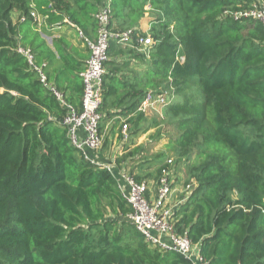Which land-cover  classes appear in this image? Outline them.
Instances as JSON below:
<instances>
[{"label": "trees", "instance_id": "obj_1", "mask_svg": "<svg viewBox=\"0 0 264 264\" xmlns=\"http://www.w3.org/2000/svg\"><path fill=\"white\" fill-rule=\"evenodd\" d=\"M51 1L60 15L47 10ZM99 3L35 0L41 13L55 20L67 16L75 24L91 21ZM253 3L257 0L110 4L111 21L128 11L117 31L132 27L148 4L153 44L146 55L134 41L128 46L111 41L99 133L114 118L123 120L129 139L114 165L149 185V198L156 187L150 184H157L169 164L163 151L131 147L149 126L143 113L133 114L149 92L173 96L164 114L179 132L167 148L175 165L188 163L184 184H193L174 198V232L186 234L206 264H264V27L251 17H234ZM16 10L24 15L20 25L12 23ZM30 12V0H0V264H191L146 242L127 219L133 209L115 175L71 146L60 124L65 109L16 52L29 49L36 65L55 59L45 44L28 43L26 33L19 38ZM109 28L117 32L112 22ZM121 56L127 59L117 61ZM61 58L54 89L67 90L65 103L80 111L82 65ZM108 144L104 137L102 149Z\"/></svg>", "mask_w": 264, "mask_h": 264}, {"label": "built area", "instance_id": "obj_2", "mask_svg": "<svg viewBox=\"0 0 264 264\" xmlns=\"http://www.w3.org/2000/svg\"><path fill=\"white\" fill-rule=\"evenodd\" d=\"M110 4L111 0H100L97 11L94 14L96 21V35L94 39H88L79 32L88 49V58L84 68L79 73L82 83L80 111L65 103L62 94L48 84L44 74L45 63L36 65L34 55L29 49L17 47L16 52L26 57L30 68L38 74L41 84L52 92L60 105L65 109L66 113L61 119L60 124L66 129L71 146L81 151L85 159L91 163L105 168L114 174V169L117 170L114 162L112 165H108L104 161L91 156L92 153H96L101 149L103 143V137L99 133V123L102 119L99 109L102 103L104 65L108 60L109 45L111 41L119 45H129L134 41L137 45L146 48L151 46L153 41L150 36H139L132 29L117 32L112 31L109 28L111 22ZM239 16H248L259 20L264 27L263 1L257 0V4L253 3L249 10L234 15L235 18ZM30 17L33 21H36L38 18L34 12L30 13ZM178 60L182 61L183 58L179 57ZM172 99L173 96L170 94L149 92L142 99L138 112L145 113L153 108L164 107ZM121 129L124 131L122 135L123 140H126V124L122 125ZM119 173L118 177L122 181V184L119 183L120 190L133 209V213L127 219L143 235L144 240L161 249L174 251L182 255L191 264H206L199 256L198 247L191 244L186 234L177 235L174 232L172 214L177 207V203H170L172 188L168 179L169 171L163 173L159 178L149 198L146 197L149 185H146L144 182L136 183L133 176L126 174L124 171L119 170ZM191 185L193 184H188L186 190H189Z\"/></svg>", "mask_w": 264, "mask_h": 264}, {"label": "crops", "instance_id": "obj_3", "mask_svg": "<svg viewBox=\"0 0 264 264\" xmlns=\"http://www.w3.org/2000/svg\"><path fill=\"white\" fill-rule=\"evenodd\" d=\"M51 5L52 7L48 6L47 10L53 15H60L61 12L59 11V9L53 6L54 5L53 1H51ZM30 7H31V12L36 13L38 18L36 21H33V19L31 18L30 19L31 21L26 23L25 26L20 29L19 38L23 37V35L26 33L29 39L27 40L28 43L29 41H34V45L35 44H38V45L45 44V46L54 54L55 59L52 64L50 65L48 64L47 66L46 62H42V63H45L44 69L47 68L48 69L47 72L52 74L50 75L51 80L50 82H48V84L54 87L55 84L53 81V71L62 66V63H63V60L61 58L62 56L63 57L70 56L72 58V59L70 58L71 62H73L72 60H75L76 62L81 63L82 68H84L85 62L88 58V49L85 46L83 39L80 37L79 32H81L82 35L84 37H87L88 39L95 38L96 21L94 19V14L91 15V18H92L91 21L84 19L82 22H80V24H75L71 22V20H69L67 16H63L62 20H55L54 17L56 16L50 17L48 15L41 13L37 9V6L35 5V0H30ZM149 8L150 7L147 4L144 7L143 16L138 18L135 24H133L132 27L129 28V29L134 30L137 35H139L141 32V33H146V36H150L147 34V31L149 30L150 24L152 23L153 15L151 14V10ZM60 9L62 8L60 7ZM127 15H128V11L126 9L121 10V17L119 18V20L116 21L113 19L111 21L112 28L113 29L117 28L116 31L120 30L119 26H123L124 24V22L121 19L126 17ZM11 19L14 25H20L21 23H23L24 15L21 13L20 10H16L11 14ZM122 46H128V45H122ZM149 47L144 48L142 46H139L138 50L139 52L141 53L143 52L147 55V50ZM127 48H131V47H127ZM116 59L117 61H123L127 59V56L117 57ZM132 62L133 63L131 66H135L137 69H140L141 67L142 69H144L143 68L144 66L137 65L136 63H134V61ZM79 73L80 72H78V75ZM58 92L62 94V97H63V94L65 97L68 93L67 90H65L64 92L63 91L62 92L58 91ZM138 107L133 115L138 114ZM158 110H159V107H157L156 109L153 108L143 114L146 115V113L148 114L150 112H151L150 114L155 113L156 115H153V116H157V118L160 119L159 117L161 116L158 115ZM148 120L150 121V118ZM148 120L146 121V123L148 122ZM122 123H123V120L120 117H116L105 126V129L107 126H108L107 128H109L107 135L104 136L105 138L107 137L109 141L108 150L105 154H103L101 151L92 153L91 156L93 158L98 159L100 161H104V163H107L108 165H112L114 162L113 159H115L117 156H120L123 153V144L127 141V138L129 139V136H128V131L126 129L125 131V133L127 134L126 140H121L120 142L117 141V137L119 134V128ZM148 131H151V130L148 129ZM123 133L124 131L121 129V134L123 135ZM146 135L147 134L143 133V134L138 135L136 138L134 137V143L131 144V147L146 146L150 149V153L160 152L161 151L160 148L158 149V147L156 148L155 146L153 147L156 141H151V140L146 139ZM143 140L145 141L142 142ZM114 174L115 176H117L116 180H118V183L122 184L120 177H118L120 175L119 170L114 169Z\"/></svg>", "mask_w": 264, "mask_h": 264}, {"label": "rangeland", "instance_id": "obj_4", "mask_svg": "<svg viewBox=\"0 0 264 264\" xmlns=\"http://www.w3.org/2000/svg\"><path fill=\"white\" fill-rule=\"evenodd\" d=\"M165 107H161L158 110V115H160L161 117H159L160 119L157 118V116H153L156 115L155 113L150 114V113H146V115H144V121L146 123V121L150 118V121L148 120L147 123H149L148 127H144L146 130L150 129L151 131H146L145 134L146 135V139L148 140H152V139H156V143L155 145H153V147L155 146L158 147V149L160 148L161 151L165 152L167 154V163L169 164L168 168H169V176H170V185L172 188V195L170 197V203H172L174 201V198L179 197V195L181 194L182 190L184 191H190V190H186V186L184 184V181L186 179L185 177V172L187 169V165L188 163H178V164H174L172 162L173 159V155L171 153V149H168L169 146L168 144L172 141V138L175 137V135L179 132V130H176L177 128H174L170 125L169 121L166 120L165 117ZM108 127V126H107ZM105 129V127H102L101 129V136H106L108 133V129ZM145 139V140H146ZM145 140H143L142 142H144ZM153 144V143H152ZM152 147V148H153ZM168 147V148H167ZM168 149V150H167ZM108 148L106 149H101L99 151H101L103 154H105L107 152ZM152 188H154V186L156 185L155 183H151L150 184ZM191 189V188H190ZM178 200V198H177Z\"/></svg>", "mask_w": 264, "mask_h": 264}]
</instances>
